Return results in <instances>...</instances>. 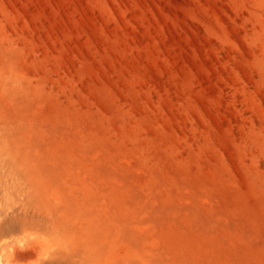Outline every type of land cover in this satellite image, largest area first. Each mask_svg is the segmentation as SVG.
Listing matches in <instances>:
<instances>
[{
	"label": "rangeland",
	"instance_id": "obj_1",
	"mask_svg": "<svg viewBox=\"0 0 264 264\" xmlns=\"http://www.w3.org/2000/svg\"><path fill=\"white\" fill-rule=\"evenodd\" d=\"M0 264H264V0H0Z\"/></svg>",
	"mask_w": 264,
	"mask_h": 264
}]
</instances>
